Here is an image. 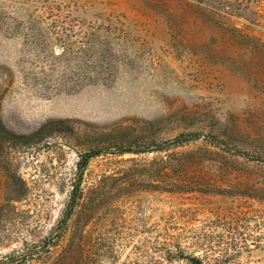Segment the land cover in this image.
<instances>
[{"label":"rangeland","instance_id":"374dc122","mask_svg":"<svg viewBox=\"0 0 264 264\" xmlns=\"http://www.w3.org/2000/svg\"><path fill=\"white\" fill-rule=\"evenodd\" d=\"M55 26L92 34L100 58L80 45L63 57ZM52 121L67 122L56 126L66 133L18 139ZM146 123H161L160 139L227 123L245 133L223 149L200 140L176 150L199 160L195 192L141 191L103 210L82 263L190 264L161 252L176 234L203 264H264V0H0V125L17 135L0 141V205L6 176L27 184L16 215L0 214L18 219L0 260L48 236L95 134ZM156 157L95 158L84 180Z\"/></svg>","mask_w":264,"mask_h":264},{"label":"trees","instance_id":"16d2710c","mask_svg":"<svg viewBox=\"0 0 264 264\" xmlns=\"http://www.w3.org/2000/svg\"><path fill=\"white\" fill-rule=\"evenodd\" d=\"M54 35V41L61 44L63 57L73 51L72 48L75 50L76 46L80 45L78 52L89 51L94 60L100 58L99 45L94 41L92 34L77 37L74 30H68L66 26H55ZM61 124L65 125L67 122L52 121L34 133L25 134L18 139L23 140L26 145H32L53 133H66L65 130L56 127ZM160 124L146 123L138 127L114 126L95 134L101 140L97 144L90 142L86 144L87 147L79 163L80 168L82 165L84 167L83 170L81 169L82 176L76 175L63 213L48 236L38 243L30 244L28 240H23V247L4 255L0 264H31L35 259H41L44 253H51L52 249H57V255L50 264H83L89 249L94 246L87 228L100 217L103 210L117 208L116 204L124 197H130L141 191L195 192L196 182L189 174L196 169L199 160L196 159V154H176V150L200 140L215 148L223 149L222 147H229L228 141L231 139L229 135L245 133L237 127L231 129L227 123L207 135L192 132L182 133L173 139H160V130L155 131ZM71 131L73 133V130ZM14 137L17 135L13 131L0 125V141H9ZM242 151L236 152L237 155L246 153ZM260 154L258 155L261 157ZM126 155L138 157L158 155V157L121 160L122 166L117 172L104 175L99 183L93 184L84 180L83 171L93 159L104 156L120 158ZM127 164L132 166L127 167ZM5 184L4 203L0 205V214L16 215L18 209L14 203L20 202L22 197L18 190L21 188L26 191L27 184L18 174L6 176ZM17 226V218L0 221V244L5 246L13 240ZM161 248L165 260L169 263L186 260L190 264H203L202 258L186 253L181 245V238L176 234L169 235Z\"/></svg>","mask_w":264,"mask_h":264}]
</instances>
